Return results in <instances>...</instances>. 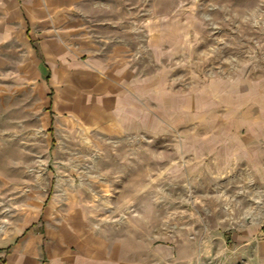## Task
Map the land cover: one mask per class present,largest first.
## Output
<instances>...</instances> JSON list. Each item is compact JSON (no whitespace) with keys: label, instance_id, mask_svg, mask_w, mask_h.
I'll use <instances>...</instances> for the list:
<instances>
[{"label":"rangeland","instance_id":"374dc122","mask_svg":"<svg viewBox=\"0 0 264 264\" xmlns=\"http://www.w3.org/2000/svg\"><path fill=\"white\" fill-rule=\"evenodd\" d=\"M102 9L106 17L88 23L104 32L92 37L123 48L158 88L168 126L117 140L77 122L54 125L43 112L20 121L1 114L0 241L22 221L18 211L52 204L60 212L51 221L79 228L140 223L143 264H221L218 253L228 261L237 237L256 256L264 243V0H114ZM28 98L24 117L36 114ZM174 102L184 119L169 127Z\"/></svg>","mask_w":264,"mask_h":264},{"label":"crops","instance_id":"0c3cea01","mask_svg":"<svg viewBox=\"0 0 264 264\" xmlns=\"http://www.w3.org/2000/svg\"><path fill=\"white\" fill-rule=\"evenodd\" d=\"M111 1L0 0V115L12 112L17 116L11 119L20 121L43 112L54 125L77 122L87 131L117 140L154 136L158 128L168 126L161 124L167 111L158 88L129 64L123 48L109 51L104 38L92 37L104 31L88 21L105 18L102 8ZM25 94L29 104L33 99L34 107L28 110L36 114L24 117ZM178 105L169 107L174 117L169 127L184 119ZM131 202L132 208H139ZM59 212L52 204L18 211L22 221L11 224L8 239L0 241L1 264H138L132 259L138 255L143 264L140 223L132 225L127 218L100 230L79 228L72 220L51 221ZM149 219L156 224V211ZM239 239L228 261L220 258L224 250L218 253L219 262L264 264L263 241L253 257L249 242Z\"/></svg>","mask_w":264,"mask_h":264},{"label":"built area","instance_id":"2783aa9c","mask_svg":"<svg viewBox=\"0 0 264 264\" xmlns=\"http://www.w3.org/2000/svg\"><path fill=\"white\" fill-rule=\"evenodd\" d=\"M2 257H0V264H1Z\"/></svg>","mask_w":264,"mask_h":264}]
</instances>
